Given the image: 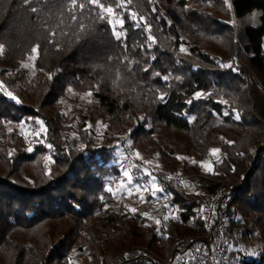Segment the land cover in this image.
<instances>
[{
	"label": "trees",
	"instance_id": "obj_1",
	"mask_svg": "<svg viewBox=\"0 0 264 264\" xmlns=\"http://www.w3.org/2000/svg\"><path fill=\"white\" fill-rule=\"evenodd\" d=\"M230 2L234 18L258 11L259 24L236 33L219 18L222 0H0V249L6 264H72L74 253L80 264H162L175 241L200 231L202 204L222 186L233 191L223 208L226 241L235 231L257 230L259 256L240 254L241 262L264 264V149L247 170L252 144L264 145V0ZM100 7L121 14L120 38ZM178 27L202 43L183 53ZM209 43L220 54L239 53L246 65L215 66ZM34 48L29 75L20 65ZM68 89L90 93L113 128L128 131L150 152L204 160L219 146L202 193L160 179L169 207L178 210L177 224L161 233L141 214L113 210L106 189L116 171L110 149L82 132L80 147L62 135L58 101ZM32 119L42 121L45 143L28 150L17 130L5 126Z\"/></svg>",
	"mask_w": 264,
	"mask_h": 264
},
{
	"label": "rangeland",
	"instance_id": "obj_2",
	"mask_svg": "<svg viewBox=\"0 0 264 264\" xmlns=\"http://www.w3.org/2000/svg\"><path fill=\"white\" fill-rule=\"evenodd\" d=\"M222 1L224 5L219 18L222 22L231 25L236 33L247 25L257 26L259 24L258 11H255L249 16L236 19L232 15L230 0ZM187 7L193 8L194 5L188 2ZM159 8L164 14L169 15L168 10L160 2ZM109 9L111 8L100 7V11L106 16L113 33L117 38H120L122 36L120 30L122 20L118 15L121 14L114 13L113 9L109 12ZM128 12L131 18L137 21L136 14L132 11ZM170 20L173 21L172 18ZM178 32L180 39L183 41L180 47L183 53L189 52V46H196L202 43L196 34H192L180 27H178ZM211 44L209 43L208 45L210 49L209 54L215 66L228 68L231 65L238 67L246 65L239 56V53H234L231 56L220 54L215 50L214 45ZM2 51L3 49L0 48V55ZM36 57L37 50L35 52L32 50L26 62L20 65V67L22 66L28 70L29 75L33 74ZM249 71L252 78L258 81L256 74L250 69ZM256 96L259 97V95ZM221 101L227 103L225 100ZM21 103L26 104V102ZM58 106L63 115L62 126L64 130L62 131V135L70 145L76 147L82 145V141L80 140V133L82 132L95 145L110 149L112 157L114 158L111 164L114 165L116 171L106 178V189L114 198L115 203L111 205L113 210L116 212L117 210H122L124 213L130 215L141 214L148 225L156 227L161 233L167 231L172 224H177L178 210L169 207V196L165 194L160 179L163 178L166 181L180 185L186 192L202 193L206 185L204 178L213 173L219 161V146L213 147L204 160L180 153L163 155L153 151L150 152V150L135 143L129 137L128 131H120L113 128V125L109 124L105 120L104 115L96 108L94 98L90 93L78 94L68 89L66 95L59 99ZM260 107L264 113V98H262ZM226 115L228 114L225 113ZM14 129L25 139L27 145H29L28 150L34 145L45 143V128L39 119L23 120L20 124H9L5 126L6 131ZM263 149L264 145L258 141L252 144L250 153L253 155V163L247 166V170L251 169L255 162L261 158V151ZM125 156L129 157V162L123 160ZM125 172L129 173V175L125 176ZM242 181L243 175L239 182ZM232 185L235 187L239 184L234 182ZM226 187L222 186V188ZM208 198L209 196L204 202ZM260 250L261 240L257 230L246 236L243 234V230L235 231L228 237V241H226V261L224 263L242 264L240 254L246 258H255L259 256ZM230 252L233 254L229 258L228 253ZM167 256L163 259H166ZM69 262L72 264H80L81 261L74 253ZM0 264H6V253L3 249H0ZM53 264H63V262L59 260Z\"/></svg>",
	"mask_w": 264,
	"mask_h": 264
},
{
	"label": "built area",
	"instance_id": "obj_3",
	"mask_svg": "<svg viewBox=\"0 0 264 264\" xmlns=\"http://www.w3.org/2000/svg\"><path fill=\"white\" fill-rule=\"evenodd\" d=\"M129 162V157H123ZM240 182L239 184H241ZM233 191L219 188L202 205L200 231L173 243L162 264H223L226 261V230L228 218L223 212Z\"/></svg>",
	"mask_w": 264,
	"mask_h": 264
},
{
	"label": "snow or ice",
	"instance_id": "obj_4",
	"mask_svg": "<svg viewBox=\"0 0 264 264\" xmlns=\"http://www.w3.org/2000/svg\"><path fill=\"white\" fill-rule=\"evenodd\" d=\"M92 2H93V3H95V2H96V0H92ZM73 3H75V0H73ZM109 12H111V9H109ZM121 23H123V22H121ZM33 51L35 52V51H36V49H33ZM213 154H215V153H213ZM124 175H125V176H128V175H129V173L125 172V173H124Z\"/></svg>",
	"mask_w": 264,
	"mask_h": 264
}]
</instances>
